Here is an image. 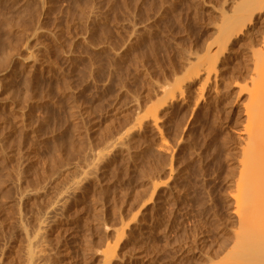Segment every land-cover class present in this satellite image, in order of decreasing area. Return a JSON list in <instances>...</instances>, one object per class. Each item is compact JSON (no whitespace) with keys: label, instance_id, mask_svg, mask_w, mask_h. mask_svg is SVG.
<instances>
[{"label":"rangeland","instance_id":"1","mask_svg":"<svg viewBox=\"0 0 264 264\" xmlns=\"http://www.w3.org/2000/svg\"><path fill=\"white\" fill-rule=\"evenodd\" d=\"M244 1L0 0V264L223 259Z\"/></svg>","mask_w":264,"mask_h":264},{"label":"bare ground","instance_id":"2","mask_svg":"<svg viewBox=\"0 0 264 264\" xmlns=\"http://www.w3.org/2000/svg\"><path fill=\"white\" fill-rule=\"evenodd\" d=\"M234 12L236 13L232 17H225L222 25L218 28L217 44L219 49L223 47L227 50L226 45L241 32L243 33V30L248 29L257 14H264V0H245ZM256 35L255 39L257 40L254 43H257L258 47L256 49L252 43L251 48L257 50L256 52L264 57V32L256 33ZM205 63L207 65L200 66V71L201 67L204 70H206L204 68L206 66L210 68L211 64ZM252 66V71H249L251 72L249 75L251 88L247 89L250 85L247 84L248 86H240L237 91L238 101L244 99L245 96L246 100H244V104L242 103L245 107L242 110L245 111L244 118L242 117L244 123L243 119L240 124L236 122L241 126L239 135L242 144L239 142L240 149L229 157L232 160V165H230L231 174L229 173L230 177H228L230 179L228 199L229 213L233 221H229L232 223L227 224L222 222L220 217V221L217 222L218 227L226 234V243L228 244L224 243V240L223 259L220 254L219 259L221 260L218 263L216 260L211 261L215 264H264V59L255 61ZM197 73L199 74V72ZM246 77L248 76L246 75ZM244 80L250 82L248 78ZM225 237H220V239ZM220 244L218 243V247ZM220 246L222 247V245ZM214 255L213 252V259H215ZM216 258L218 260V257Z\"/></svg>","mask_w":264,"mask_h":264}]
</instances>
